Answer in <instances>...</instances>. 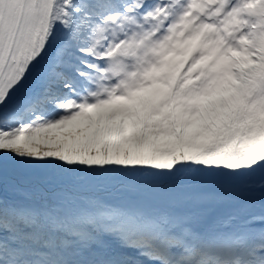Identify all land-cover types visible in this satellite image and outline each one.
<instances>
[{
	"label": "snow or ice",
	"instance_id": "obj_1",
	"mask_svg": "<svg viewBox=\"0 0 264 264\" xmlns=\"http://www.w3.org/2000/svg\"><path fill=\"white\" fill-rule=\"evenodd\" d=\"M0 264H264V0H0Z\"/></svg>",
	"mask_w": 264,
	"mask_h": 264
}]
</instances>
